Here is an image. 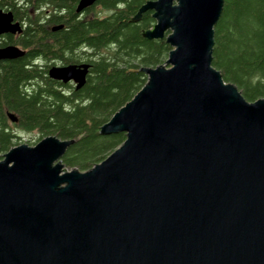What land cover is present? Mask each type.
I'll return each instance as SVG.
<instances>
[{
    "label": "water",
    "instance_id": "water-1",
    "mask_svg": "<svg viewBox=\"0 0 264 264\" xmlns=\"http://www.w3.org/2000/svg\"><path fill=\"white\" fill-rule=\"evenodd\" d=\"M223 2L153 0L131 18L152 12L142 37L171 50L101 127L125 136L104 160L67 171L73 140L55 136L0 155V264H264V99L247 102L212 66ZM21 31L0 9V36ZM23 53L1 46L0 62ZM88 70L46 76L79 90Z\"/></svg>",
    "mask_w": 264,
    "mask_h": 264
},
{
    "label": "trees",
    "instance_id": "trees-1",
    "mask_svg": "<svg viewBox=\"0 0 264 264\" xmlns=\"http://www.w3.org/2000/svg\"><path fill=\"white\" fill-rule=\"evenodd\" d=\"M148 1L98 0L77 15L78 0H0V9L23 24L20 34L0 38V47L14 43L24 51L0 62V153L16 145L5 131L8 113L24 131L37 132L35 142L73 140L61 159L69 170H89L124 142V134L102 135L101 127L145 84L139 69L163 64L171 50L165 40L143 39L152 12L130 21ZM223 1L212 66L247 102L264 99V0ZM58 61L89 64L81 89L61 92V83L46 76Z\"/></svg>",
    "mask_w": 264,
    "mask_h": 264
},
{
    "label": "flooded vegetation",
    "instance_id": "flooded-vegetation-1",
    "mask_svg": "<svg viewBox=\"0 0 264 264\" xmlns=\"http://www.w3.org/2000/svg\"><path fill=\"white\" fill-rule=\"evenodd\" d=\"M2 10V9H1ZM3 11H6V10H3ZM13 21L14 22H18L20 25H21V27L23 28V24H22V22H20V21H17V20H14V18H13ZM3 36H10V35H1L0 36V38H2ZM16 36V35H15ZM15 36H11V37H15ZM0 44H2V43H0ZM5 44H14V43H7V42H5ZM51 65H56V66H64V65H67V64H63L62 62H54V63H52V64H50V65H48V66H51ZM49 68V67H48ZM47 68V69H48ZM46 73H47V71H46ZM74 88V85L72 84V82H69V83H67V84H61V85H59V91H61V92H64V91H70L71 89H73ZM7 118V117H6ZM5 131L9 134V135H11L12 137H14V138H17V139H20V134L19 133H25V134H29V133H33V132H35V131H24L21 127H20V125L17 123V120L15 121V122H12V121H10L8 118L6 119V128H5ZM37 142H35V143H33L32 145H28V146H34L35 144H36ZM27 145V144H26ZM14 146H17V145H14ZM13 146V147H14Z\"/></svg>",
    "mask_w": 264,
    "mask_h": 264
},
{
    "label": "rangeland",
    "instance_id": "rangeland-1",
    "mask_svg": "<svg viewBox=\"0 0 264 264\" xmlns=\"http://www.w3.org/2000/svg\"><path fill=\"white\" fill-rule=\"evenodd\" d=\"M96 11H98L99 9L96 7L95 9ZM108 13V12H106ZM106 13H102V15L106 14ZM20 134V139H15L16 145H20V144H27V145H32L33 143H35L38 134L37 132H33V133H29V134H25V133H19ZM3 152L0 153V155H2ZM66 169V168H65ZM67 171H69V169H66Z\"/></svg>",
    "mask_w": 264,
    "mask_h": 264
}]
</instances>
